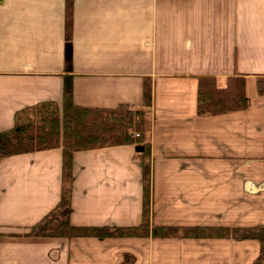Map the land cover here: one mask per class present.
<instances>
[{"label":"crops","instance_id":"0c3cea01","mask_svg":"<svg viewBox=\"0 0 264 264\" xmlns=\"http://www.w3.org/2000/svg\"><path fill=\"white\" fill-rule=\"evenodd\" d=\"M0 0V133L42 102L140 107L151 155V226L264 225V0ZM68 60V64H67ZM244 76L248 106L197 112L199 77ZM135 144L73 153L69 222H142ZM62 151L0 160V264H252L259 244L230 237H49L31 228L56 208Z\"/></svg>","mask_w":264,"mask_h":264},{"label":"trees","instance_id":"16d2710c","mask_svg":"<svg viewBox=\"0 0 264 264\" xmlns=\"http://www.w3.org/2000/svg\"><path fill=\"white\" fill-rule=\"evenodd\" d=\"M67 2L66 40L70 45V7ZM68 64V60H67ZM258 94H264V75L255 79ZM151 106V88L144 87V102L140 107L119 106L117 108H93L77 106L72 98V78L65 75L61 110L56 103L42 102L25 108L15 114L11 129L0 133V160L12 155L45 149L61 148L62 189L56 208L43 220L31 228L34 236L49 237H230L254 239L259 244L258 255L252 264H264V225L254 227H169L151 226V155L150 134L147 113ZM248 106L244 94V76L233 74L226 77L219 86L211 75L199 77L197 91V112L221 114L243 110ZM135 144L143 150L137 152L136 159L143 172L142 222L139 226L107 228L80 227L69 222L72 158L80 150L106 146Z\"/></svg>","mask_w":264,"mask_h":264},{"label":"water","instance_id":"95a60500","mask_svg":"<svg viewBox=\"0 0 264 264\" xmlns=\"http://www.w3.org/2000/svg\"><path fill=\"white\" fill-rule=\"evenodd\" d=\"M135 150L138 151V152H140V151L143 150V147L142 146H136Z\"/></svg>","mask_w":264,"mask_h":264},{"label":"rangeland","instance_id":"374dc122","mask_svg":"<svg viewBox=\"0 0 264 264\" xmlns=\"http://www.w3.org/2000/svg\"><path fill=\"white\" fill-rule=\"evenodd\" d=\"M138 152V151H137Z\"/></svg>","mask_w":264,"mask_h":264}]
</instances>
